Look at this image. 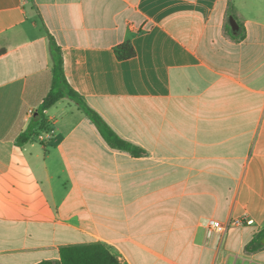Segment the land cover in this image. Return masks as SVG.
Here are the masks:
<instances>
[{"label": "crops", "instance_id": "1", "mask_svg": "<svg viewBox=\"0 0 264 264\" xmlns=\"http://www.w3.org/2000/svg\"><path fill=\"white\" fill-rule=\"evenodd\" d=\"M50 39L69 86L143 155L108 147L69 99L38 131ZM1 50L0 264L83 245L118 264H264V245L246 251L264 233V0H0ZM210 219L226 231L208 237Z\"/></svg>", "mask_w": 264, "mask_h": 264}, {"label": "trees", "instance_id": "2", "mask_svg": "<svg viewBox=\"0 0 264 264\" xmlns=\"http://www.w3.org/2000/svg\"><path fill=\"white\" fill-rule=\"evenodd\" d=\"M114 55L118 61H126L134 58L135 51L129 40L117 45L113 49ZM4 51H0V56ZM50 53L53 60L54 72L52 77L51 89L48 95L43 99L38 111L36 112L38 131L47 130L46 112L55 106L62 99H69L74 102L94 124L100 137L111 149L129 153L133 157H140L144 152L138 147L121 139L93 109L88 107L81 96H79L67 83L64 71L63 60L60 47L50 39ZM37 132L31 127L17 138V145L22 147L28 143L34 142ZM264 233L259 234L247 246L249 253L260 250L263 245L261 240ZM41 264H118L109 252L101 245H83L75 247L62 248L60 250V260L58 263L44 262Z\"/></svg>", "mask_w": 264, "mask_h": 264}, {"label": "built area", "instance_id": "3", "mask_svg": "<svg viewBox=\"0 0 264 264\" xmlns=\"http://www.w3.org/2000/svg\"><path fill=\"white\" fill-rule=\"evenodd\" d=\"M28 114L31 115L32 111H29ZM52 135H53V131H48L40 135L38 138L40 140H49L52 137ZM238 223L239 222H235V224H238ZM246 224L251 225L252 221L247 220ZM205 229H206V235L210 237L213 234H223L226 231V226H224V224H222L221 222L217 220L210 219V220H207Z\"/></svg>", "mask_w": 264, "mask_h": 264}, {"label": "water", "instance_id": "4", "mask_svg": "<svg viewBox=\"0 0 264 264\" xmlns=\"http://www.w3.org/2000/svg\"><path fill=\"white\" fill-rule=\"evenodd\" d=\"M230 26L232 30H237L238 26L233 18L230 19ZM261 244L264 245V238L261 240Z\"/></svg>", "mask_w": 264, "mask_h": 264}]
</instances>
